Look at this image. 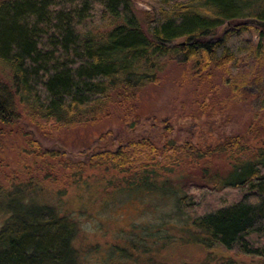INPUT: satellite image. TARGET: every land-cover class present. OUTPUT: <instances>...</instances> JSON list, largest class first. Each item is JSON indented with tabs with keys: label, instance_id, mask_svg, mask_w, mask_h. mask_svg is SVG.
I'll use <instances>...</instances> for the list:
<instances>
[{
	"label": "trees",
	"instance_id": "1",
	"mask_svg": "<svg viewBox=\"0 0 264 264\" xmlns=\"http://www.w3.org/2000/svg\"><path fill=\"white\" fill-rule=\"evenodd\" d=\"M135 2L150 10L140 11ZM253 19L264 21V1L0 0V132L17 131L23 119L70 128L113 115L134 128L141 124L131 121L140 95L171 62L192 77L211 81L216 73L226 75L224 85L238 91L240 80L228 79L251 62L259 73L264 65V43L245 38L256 29L264 40ZM247 81L257 84L242 80ZM114 138L107 132L103 148L90 155L119 172L134 166L128 189L174 196L190 220L192 242L264 264V245L253 240L264 234V146L251 150L240 136L205 148L156 143L151 136ZM30 144L41 150L32 137ZM218 155L231 162L226 176L210 172ZM185 164L199 166L204 175L172 187L166 174H177ZM0 197L7 199L0 205L6 214L0 264H81L73 245L76 226L68 216L48 204H10L5 192Z\"/></svg>",
	"mask_w": 264,
	"mask_h": 264
},
{
	"label": "rangeland",
	"instance_id": "2",
	"mask_svg": "<svg viewBox=\"0 0 264 264\" xmlns=\"http://www.w3.org/2000/svg\"><path fill=\"white\" fill-rule=\"evenodd\" d=\"M134 6L140 11L146 8L140 2ZM225 29L226 25L218 32ZM245 38L254 45L264 43L256 29ZM259 70L251 62L228 79L240 80L236 91L224 85L226 75L216 73L211 81L192 77L185 66L171 62L160 81L147 85L140 95L137 117L131 121L141 124L134 128L116 115L70 128L23 119L17 131L0 132V195H9L10 204H48L68 216L76 226L73 245L81 264H222L229 259L259 264L255 257L195 244L187 230L190 220L179 211L174 196L130 190L126 180L134 166H129L128 173L119 172L90 155L103 148L102 136L109 131L115 135L113 140L121 142L151 136L156 143L171 140L205 148L240 136L251 150L264 146V65ZM243 79H256L257 84L243 83ZM31 137L40 144V151L30 144ZM51 151L60 154L45 155ZM183 167L177 174H166L174 188L205 173L199 166ZM230 169L225 155L211 161V173L226 176ZM4 202L7 199L0 197V205ZM5 216L0 214V228ZM253 240L264 245V234Z\"/></svg>",
	"mask_w": 264,
	"mask_h": 264
},
{
	"label": "water",
	"instance_id": "3",
	"mask_svg": "<svg viewBox=\"0 0 264 264\" xmlns=\"http://www.w3.org/2000/svg\"><path fill=\"white\" fill-rule=\"evenodd\" d=\"M141 4H143V3H141ZM145 6H146L145 10L149 11L150 7H148L147 5H145ZM250 22L264 30V21H259V20L253 19Z\"/></svg>",
	"mask_w": 264,
	"mask_h": 264
}]
</instances>
